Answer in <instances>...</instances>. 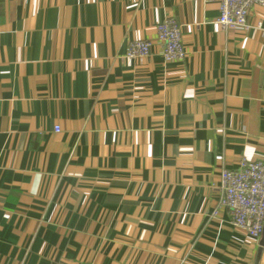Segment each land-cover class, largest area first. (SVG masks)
<instances>
[{"label":"crops","instance_id":"crops-1","mask_svg":"<svg viewBox=\"0 0 264 264\" xmlns=\"http://www.w3.org/2000/svg\"><path fill=\"white\" fill-rule=\"evenodd\" d=\"M218 14L0 0V264H255L261 236L213 212L220 169L264 158V4L245 30ZM167 18L181 62L156 39Z\"/></svg>","mask_w":264,"mask_h":264},{"label":"built area","instance_id":"built-area-1","mask_svg":"<svg viewBox=\"0 0 264 264\" xmlns=\"http://www.w3.org/2000/svg\"><path fill=\"white\" fill-rule=\"evenodd\" d=\"M264 0H218L219 14L216 23L228 30L247 29L250 10L263 5ZM156 39L162 47L166 62H181L185 55L181 25L172 18L164 19L156 26ZM149 41H134L129 46L131 56L146 57L150 53ZM217 162L222 157H215ZM221 197L217 209L225 208L231 225L245 235L259 239L264 224V158L242 160L234 169H220Z\"/></svg>","mask_w":264,"mask_h":264},{"label":"water","instance_id":"water-1","mask_svg":"<svg viewBox=\"0 0 264 264\" xmlns=\"http://www.w3.org/2000/svg\"><path fill=\"white\" fill-rule=\"evenodd\" d=\"M264 246V224H263V230H262V234H261V238H260V243H259V250L257 253V257H256V262L255 264H257L259 257L261 255V248Z\"/></svg>","mask_w":264,"mask_h":264}]
</instances>
